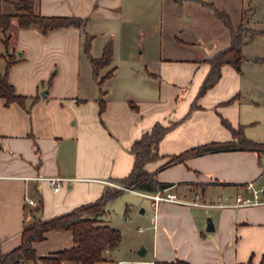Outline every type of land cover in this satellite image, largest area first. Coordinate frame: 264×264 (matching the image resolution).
<instances>
[{
	"label": "crops",
	"instance_id": "obj_1",
	"mask_svg": "<svg viewBox=\"0 0 264 264\" xmlns=\"http://www.w3.org/2000/svg\"><path fill=\"white\" fill-rule=\"evenodd\" d=\"M18 1L32 2L43 16L88 21L84 31L69 26L43 35L34 27L18 28L13 17L9 46L0 45V72L8 53L14 52L17 62L8 70V81L17 95L25 97L22 104H6L0 98L2 252L20 245L21 233L33 217L50 220L96 202L113 185L123 187L120 180L130 174L134 162L131 145L160 124L169 129L158 145V160L145 169L158 182L172 184L169 191L193 205L162 201L154 206L137 194L154 192L122 189L116 198L127 200L128 194H135L151 201L150 220L138 229L141 235L131 242L129 253H122V227H115L105 211L98 224L117 229L121 242L104 250L105 260L96 264H264V204L234 206L237 194L247 195L245 183L264 184L260 164L264 153L230 149L165 165L194 147L236 142L223 119L233 128L242 127L246 138L264 143V125L259 128L264 124V0H1L0 14L14 16L13 4ZM231 1L238 18L235 26L230 19L231 27L244 19V28L257 33L242 46L240 70L223 64L217 83L198 97L210 69L204 60L231 42L230 30L211 7L231 13ZM141 10L149 16L156 13L160 24L174 22L179 32L192 24L196 28H188L200 38L193 42L174 36L175 51L163 54L159 48L146 58L142 52L127 55L120 50L118 66L113 46L111 63L94 75L89 58L101 56L108 38L94 53L97 34L90 26L118 25L120 34L130 22L142 21L134 20ZM143 21L155 25V20ZM206 26L214 30L203 37ZM85 33L92 40L89 56L82 50ZM112 68L111 77L100 83ZM50 177L63 179L58 191L46 180ZM217 203L230 206H205ZM207 218L214 226L211 232L205 230ZM72 245L70 231H49L32 247L39 258ZM140 247L145 249L143 256L137 254Z\"/></svg>",
	"mask_w": 264,
	"mask_h": 264
},
{
	"label": "trees",
	"instance_id": "obj_2",
	"mask_svg": "<svg viewBox=\"0 0 264 264\" xmlns=\"http://www.w3.org/2000/svg\"><path fill=\"white\" fill-rule=\"evenodd\" d=\"M13 5L17 12L14 16L0 14V45L3 44L7 48L11 40L8 30L13 17L16 18L18 28L26 29L34 27L43 35H47L55 29L69 26L84 31L88 21V18L76 16H43L35 12L33 3L30 1H18ZM211 9L215 17L230 30L231 42L226 49L204 60L209 63L210 69L199 89L198 97L204 95L208 89L217 83L221 77L220 67L223 64L232 65L236 71L240 70V63L244 59L241 52L242 46L257 33L255 30L243 28V22L238 27L232 28L228 13L212 7ZM245 30V35H247L246 40L242 38V35H244L243 31ZM90 40L91 38L85 33L83 49L88 56ZM112 58L113 42L109 40L104 46L100 57L89 58L94 75H97L100 69L107 67L111 63ZM16 62L17 56L15 53H8L5 69L3 72H0V98H4L6 104L11 102L22 104L25 100V97L15 93L14 87L8 81V70ZM112 72L113 68L101 78L100 83L103 79L111 77ZM103 106V102H100V111L103 110ZM222 123L235 137L236 142H214L194 147L174 156L165 165H169L175 160L182 161L184 158L193 155L230 149H249L257 153H264V143H257L246 138L242 127L233 128L224 119ZM168 129V127L155 124L149 132L144 133L140 139L131 145L130 152L134 156V162L130 174L120 180L124 188L155 192L169 188L172 185L158 182L145 169L147 163L158 160V145ZM122 191L109 187L96 202L81 206L50 220H41L36 216L33 217L32 222L24 227L21 233V243L18 247L9 252H2L0 248V264H20L24 261L36 262L37 260H41L46 264H63L65 261H72L77 264H96L97 262L104 261L103 251L118 247L121 242V233L109 225L98 224L97 218L104 214L106 204L118 197ZM39 210L40 208L38 207L33 210V213L36 214ZM49 231H70L73 245L71 248L38 258L32 245L35 242L42 241L44 235Z\"/></svg>",
	"mask_w": 264,
	"mask_h": 264
},
{
	"label": "rangeland",
	"instance_id": "obj_3",
	"mask_svg": "<svg viewBox=\"0 0 264 264\" xmlns=\"http://www.w3.org/2000/svg\"><path fill=\"white\" fill-rule=\"evenodd\" d=\"M230 4L231 13L228 12V14L230 16L232 25L235 26L238 23L237 10L234 7V2L232 4L231 1ZM137 16L138 18L134 20L142 21L130 22L132 25L126 29L129 30L130 33H126V30H123V32L119 34L118 25L114 24L103 25V23H97L95 26H90V31L97 34V37L95 38L96 41H93L94 44L92 51L96 53L100 45H102L101 43L103 39L108 38V41L111 40L113 42V46L116 50L117 62L115 64L118 66V51L120 50L123 52V54L127 55H130L132 51H134L136 54L142 52L140 55L144 56L143 58H146L150 55H154V53L156 54L159 48L160 50L162 48L163 54H165V52L175 51L176 49L171 46L174 36L179 39L193 42H195V39L199 37L196 32L190 31L188 28V26H191L192 29L196 28L192 24L187 25L184 29V32H179L174 22L160 24L156 13H154L152 16H149V12L146 10H141L136 13L135 17ZM145 19L155 20V25L146 23V21H143ZM244 21L245 20H243V25ZM213 27L214 26H206V28L202 27V31L205 34H203V37H208V34L211 35L212 30H214ZM103 32L104 34H102ZM213 33H216V31H213ZM243 33L245 35L246 31H243ZM244 35H242V38H245ZM13 39L14 40H12V42L15 41V38ZM84 42L85 38H82V50L84 47ZM255 81L257 82L258 78H256ZM250 93L253 95V92L250 91ZM263 125L264 124L262 123L260 125L261 127L259 128H262ZM116 186H118V184ZM116 186H113V188L120 189ZM126 198L127 200H125L124 197L121 199L115 198L114 201L108 204L105 209L106 213H108L113 220V225L117 228L118 226L122 227L121 231L123 234V241L119 248L122 253H129L131 242L134 243L135 239L141 235V231H138V229L142 230L147 226L152 212L150 207L151 201L149 199H144L143 197L135 194H128ZM141 209H144L145 212L142 213ZM124 220L126 222H124Z\"/></svg>",
	"mask_w": 264,
	"mask_h": 264
},
{
	"label": "built area",
	"instance_id": "obj_4",
	"mask_svg": "<svg viewBox=\"0 0 264 264\" xmlns=\"http://www.w3.org/2000/svg\"><path fill=\"white\" fill-rule=\"evenodd\" d=\"M260 164L264 173V154H262V157L260 159ZM46 180L49 181L51 186L53 187L54 191H58L60 182L63 180L61 178H56V177H50L47 178ZM115 186V185H113ZM120 189H127L121 186H116ZM264 187V184L261 187H257L253 181L247 182L244 184L243 188L246 191L247 195H239L237 194L235 196V205L236 207H241V206H256V205H262L264 204V197L262 195V189ZM140 196L149 198L152 200V203L154 206L158 204V202L166 201V202H171V203H177V204H184V205H193L192 203H189L187 201H183L177 198L175 194L169 191V188H166L161 191H157L154 193H144V192H137ZM197 205L196 203H194ZM201 205V204H200ZM204 205V204H202ZM205 206H230V205H222L221 203L217 204H206Z\"/></svg>",
	"mask_w": 264,
	"mask_h": 264
},
{
	"label": "water",
	"instance_id": "obj_5",
	"mask_svg": "<svg viewBox=\"0 0 264 264\" xmlns=\"http://www.w3.org/2000/svg\"><path fill=\"white\" fill-rule=\"evenodd\" d=\"M262 195H263V197H264V187H263V189H262ZM213 229H214V226H213V223H212V221H211V218H207V221H206V228H205V230H206L207 232H211ZM144 253H145V249H144L143 247H140V248L137 250V254H138L139 256H143Z\"/></svg>",
	"mask_w": 264,
	"mask_h": 264
}]
</instances>
